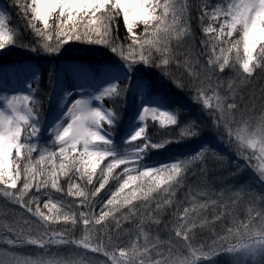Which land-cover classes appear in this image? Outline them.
Masks as SVG:
<instances>
[{
  "label": "snow or ice",
  "instance_id": "6c2138e0",
  "mask_svg": "<svg viewBox=\"0 0 264 264\" xmlns=\"http://www.w3.org/2000/svg\"><path fill=\"white\" fill-rule=\"evenodd\" d=\"M11 2L33 40L24 43L19 26H12L11 10L0 9V56L18 47L55 57L64 45L77 41L106 47L118 63L104 67L108 78L92 94L68 102L73 93L65 90L66 106L47 129V141L41 135L43 102L32 83L28 93L0 96V198L25 213L13 223L0 221V230L9 248L42 250L31 256L9 251L8 264H91L89 252L110 264H202V259L264 264V190L227 189L232 194L224 200L204 189H187L180 206L177 191L185 188L196 167L201 176L206 174L210 148L201 145L163 164L145 163L150 151L199 136L198 122H182L178 111L161 106L166 98L148 95L151 85L141 81L135 87L144 102L129 122L126 147L118 148L114 137L136 74L157 69L162 79L189 94L216 138L232 149L236 171L242 164L264 185V89L259 96L243 95L257 71L264 73V0L205 3L197 9L202 32L198 44L190 0ZM117 21L125 27L123 41ZM225 69L232 78L220 75ZM31 78L39 81L40 76L33 70ZM105 100L112 107H105ZM149 119L161 128L179 126V138L154 142L147 131ZM110 179L116 185L97 211L95 198ZM53 193L75 197L78 204L54 199ZM224 195L222 191L218 197ZM241 205L243 218L236 214ZM210 207L211 219L205 215ZM169 208L176 213L170 238L150 235L147 229L159 226V214ZM226 217L231 223L214 232L210 245L193 242L197 229L214 227ZM126 222H135V232L127 241L114 242L111 233L121 232ZM57 224L70 227L60 230L53 227ZM53 247H69L75 254L65 258Z\"/></svg>",
  "mask_w": 264,
  "mask_h": 264
},
{
  "label": "trees",
  "instance_id": "16d2710c",
  "mask_svg": "<svg viewBox=\"0 0 264 264\" xmlns=\"http://www.w3.org/2000/svg\"><path fill=\"white\" fill-rule=\"evenodd\" d=\"M5 6L11 10V23L12 26H19V30H21V36L24 43H29L33 40V37L29 32L26 31L24 25L25 21L21 19L20 13L16 10L15 7H13L11 0H2ZM119 25V35L121 40L124 39V33H125V27L122 23V21H117ZM76 41H72L68 43L67 45H64L61 53L58 56L50 57L46 56L43 53L36 54L32 53L30 51L21 49V53H19V48H13L11 50H6L2 56H0V64L3 62H16V61H23V60H32L36 64V66L39 69V76H40V85L36 86V83L34 82V88L36 89V95L39 99L43 102V108H45V103L47 102L48 96L51 93V85L52 82L57 79V74L59 72V68L61 67V64L63 62H69L74 59H82L87 62V55L85 53V50H82L80 48L75 47L72 45ZM126 43V41H125ZM70 45L74 47H70ZM101 53V52H100ZM106 54V53H105ZM110 56V55H109ZM97 62L95 60H91V64ZM9 64V63H8ZM50 71L53 74V78L49 79V73ZM161 84H165L168 88V92H165V94H161L163 98L166 100L172 99V102L170 101L171 105L167 103V107L169 109H178L180 114V119L182 122H198L200 125L199 128V136L195 138H189V139H183L179 143H170L166 146V151L161 150H152L149 153V157L146 158L145 163L153 165L154 161H156L158 158L162 160H168L172 158L173 160L176 158H183L186 155L192 154L195 152L198 148H200L201 145L208 146L210 148V154L206 158V162L204 167L206 168V174L201 176L200 174V168H195V175L192 173H189L188 178L185 182V188H181L177 191L176 195V204L180 206H184V199L187 195V189H204L214 195L219 194L218 191H224L225 195L221 197L220 199L227 200L229 196H231L230 191H226L229 186H233V189L239 188V187H245L246 184H252L251 177H249L248 173L250 172L247 169H244L242 164L239 171H236L237 168V160L235 159L234 153L232 149L227 145V149H219L217 142L220 140L216 138V134L209 125V122L207 118L202 114L199 107H196L192 104L189 97V94L185 91H182L180 89H176L173 86L170 85V83L166 81H161ZM261 85H264V73L257 71V74L255 76V79L252 81V83L245 88H253L255 93H260ZM258 95V94H257ZM169 99H168V98ZM105 107H112L111 101L105 100ZM123 106L121 108V121H120V127L123 129L124 122L123 118L125 117V111ZM149 123V122H148ZM147 123V124H148ZM118 127V125H117ZM115 128V130L117 129ZM124 130V129H123ZM149 136L152 138L154 142L160 141L162 139H178L180 135V127L179 126H172L167 128H161L156 123H149L147 128ZM114 134H118V132H114ZM117 137L116 141L118 143L123 142L122 139H124V136L121 135ZM136 143H139L137 141ZM192 143H198L200 146L196 148L194 151H188V146ZM126 145H123L125 147ZM122 148V147H121ZM165 149V148H164ZM232 151L230 153L229 151ZM123 167V166H122ZM117 172L119 169L116 170ZM249 182V183H247ZM116 185L115 180L109 181V184L105 187L103 191L99 193V195L95 198L96 205H97V211H99L100 201L106 198V194L108 193L109 189H113ZM230 188V187H229ZM54 196V195H53ZM3 198H0V221H10L14 222L17 220L19 215L16 213V209H19L18 206L11 205L9 203L2 202ZM56 199V197H55ZM64 201H71L69 197H66V200ZM74 206L76 203H74ZM239 208H243V205L239 206L236 209V213L238 212ZM20 210V209H19ZM4 213H7L5 215ZM175 211L172 208H169L159 214L160 224L159 226L153 225L150 229H147L150 232V235H159V237L162 240H168L170 238V228L172 225V222L175 220ZM210 219L214 215V212L212 208L210 207L207 212L205 213ZM25 216V213L21 210V217ZM229 220H231L229 217L225 218V221L223 223L217 221L214 224V227L211 226L210 228L208 226L204 227L203 229H197L196 230V236L194 239V243H205L210 245L212 235L215 233H220L225 228V223H230ZM53 227L63 230L64 228L61 227L60 224L53 225ZM122 231L119 233L112 232L111 235L113 238V241L115 240L114 235L116 236L119 234H122L126 232V235H123L119 237V240L116 243H119L120 241H127L128 240V231H132L133 233L136 230L135 222H126L122 225ZM0 237H4V232L0 230ZM179 247V246H178ZM73 251L71 248L67 247H61V248H55L54 252H58L60 256H66V251ZM220 258V257H219ZM202 264L204 263V260L202 259Z\"/></svg>",
  "mask_w": 264,
  "mask_h": 264
},
{
  "label": "rangeland",
  "instance_id": "374dc122",
  "mask_svg": "<svg viewBox=\"0 0 264 264\" xmlns=\"http://www.w3.org/2000/svg\"><path fill=\"white\" fill-rule=\"evenodd\" d=\"M210 2H214V0H190V3L193 6L191 23H192L193 32H194L195 36L197 37V40L194 41V43H196V44H198L199 38L202 37V32L200 29V23H199V20L197 19L198 15H199V12L197 11V9L203 7V5L205 3H210ZM5 7L6 6L2 3V0H0V9H4ZM19 31L21 33V30H19ZM72 45H74L75 47L77 46V48H80L81 51L85 50V53L88 57L87 63H85V64L82 63V65L81 64L77 65L76 66L77 68L73 64L70 65V62L67 63L66 65H65V63L64 64L62 63L61 67L59 68L60 71L58 73V77L55 81V84L52 86L53 88L51 87L52 92L48 96L47 102L45 103V105H46L45 108H42V115H41L42 133H41V135L45 141H47L49 139V137L47 135V129L49 128L52 121L54 120L55 115L58 114V112L61 111L64 106H66L65 102L62 99V96H63V93L65 92V90H70L73 93L72 96L68 97V102H71L75 98H82V97H86V96L92 94V92L95 89L99 88L104 83V81L108 78L107 75L105 74L104 70H103L104 67L105 66H114L118 63L117 58L106 47H103L100 45H95V44H87V43L77 42V41L75 43H73ZM72 45H70V47H74ZM19 53H21V48H19ZM91 60H95L97 62V64L93 63V64H96L95 66H98L100 64L102 66V69L100 70L101 73L97 74L96 79L94 78V73H90L89 68L87 67L89 64H91ZM8 63H14V64L8 65ZM0 67H1L0 68V96H3V95H9L10 96V95L20 94V93H28L29 92V89L27 87L28 83L33 84L35 82L36 86L40 85V79H39V81H35L31 78L33 70H35L38 73V69L35 66L34 61H32V60H23V61L20 60V61H16V62H13V60H12V62H3L2 64H0ZM175 74L177 76L183 75L182 73H175ZM220 75L226 79H230V78H232V76L234 74L229 69H225V72L220 74ZM141 81H143L146 84L151 85V87L149 89H147L148 95L156 96L157 94H154V93H157V92H159L158 95L160 93L163 95L164 92H168L167 86H165V84L160 83L161 81H166V82H168V81L166 79L161 78L157 69L143 68L142 71H140L139 73L136 74V81H134V84H132L133 87L129 88V94H128L127 102L124 105L129 111L128 112L129 120H128V122L126 120L124 122V127H123L124 130L121 129L120 124H118V127L115 130L116 132H118V134H117V136H116V134H114L115 143H116L118 148H121V147L124 148L123 145H125V144L123 142L121 143V141H120V143H118V141H116L117 137L118 136L121 137V135H123L125 137V135L128 132V129H129V122L136 115L137 111L139 110L140 104L144 102L143 100H141L138 97L137 88L135 87V85H137ZM261 89H264V85H261ZM252 94L259 96V92L255 93L253 88L252 89H251V87L250 88H244L243 95L245 97L252 95ZM169 100L172 102V99H169ZM169 100H166V101L168 102L169 105H171ZM189 101H191V100H189ZM167 102L166 103L164 102V104L161 106L163 107V106L167 105ZM0 107H3L2 101H0ZM257 107H259V105H257ZM175 110L179 111L178 109H175ZM148 122L149 123L152 122V124L153 123L158 124V122H153V121H151V119H149L147 121V123ZM169 127H172V126H169ZM120 139H122V141L124 140L123 138H120ZM217 144H218L219 149H221V150L227 149V146L222 141L217 142ZM199 146H200V144L198 145V143L197 144L192 143L188 146V151H194ZM166 149H167L166 147H165V149L163 148V151H166ZM229 152L232 153L231 150ZM172 160H173L172 158H170L168 160H162V159L158 158L153 163L154 164H163L166 162H170ZM105 163H107V161H105ZM248 175H249V177H251V181H252L251 183L252 184H250V185L246 184V186L244 188H246V189L250 188L253 193H259L262 190H264V185H261V183L257 180V178L254 175H252L251 172H249ZM247 183H249V182H247ZM229 187H228V189H233V186H229ZM218 192L220 193L221 191H218ZM53 195H54L53 196L54 199L56 197V199L66 200V196H63L60 193H53ZM216 195H217V198H219V199L221 198V197H218V194H216ZM69 198L72 199V202L78 204V201L76 200L75 197H69ZM1 201L4 203H8L4 199H2ZM16 213H17V215H19V217H21V210L16 209ZM236 214L238 216H240L241 218H243V216L245 214L244 207L239 208L238 212ZM229 222L231 223V220H229ZM5 223H12V222L7 221ZM228 224L229 223H225L224 226L226 227ZM60 225L63 228L70 227V225H64V224H60ZM211 226L212 225H209L208 227L210 228ZM131 233H133V232L128 231V234H131ZM126 234H127L126 232L119 234V237L126 235ZM74 235L77 238L79 237V235H80L79 226H77V228L75 229ZM114 237H115L114 242H117L118 241L116 239L117 234H116V236L114 235ZM177 246H179V244ZM55 248L56 247H53V249H52L53 252H54ZM68 250L69 249H67V251H66V256H62V257L67 258L68 256H72L75 254L74 251H68ZM180 250L182 253L185 251L182 248ZM9 251L14 252L18 255L31 256L34 253L41 252L42 250L36 249L33 246H24L21 248H9V246L6 245V243L4 242V237L3 238L0 237V261L4 262V264H8V261H9L8 252ZM79 251H81V250H76V252H79ZM86 255H87V259L91 261V264H110V262L107 261V258L102 256L101 254L89 252ZM214 259L220 260L221 257L220 258L214 257ZM204 263L205 264H211V262L207 261V260H204Z\"/></svg>",
  "mask_w": 264,
  "mask_h": 264
}]
</instances>
